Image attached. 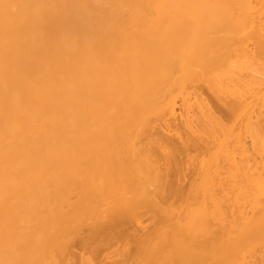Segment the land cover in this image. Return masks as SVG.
Segmentation results:
<instances>
[{"label":"bare ground","instance_id":"1","mask_svg":"<svg viewBox=\"0 0 264 264\" xmlns=\"http://www.w3.org/2000/svg\"><path fill=\"white\" fill-rule=\"evenodd\" d=\"M97 3L0 8V264H264V0Z\"/></svg>","mask_w":264,"mask_h":264},{"label":"rangeland","instance_id":"2","mask_svg":"<svg viewBox=\"0 0 264 264\" xmlns=\"http://www.w3.org/2000/svg\"><path fill=\"white\" fill-rule=\"evenodd\" d=\"M25 1L26 0H1L0 8L9 7V9L14 11V13L13 12L10 13L19 14V15H25V14L27 15L29 13V10L30 13L33 14L34 16H40L43 14V11H41V9L43 8L44 2L46 0H30L31 3L29 5H27ZM51 1L53 3H60L64 5L65 8L70 9L71 11H68L67 12L68 14H74V13L93 14L95 11V7L98 4L97 0H51ZM72 11H77V12H72ZM260 19L264 23V12L262 13ZM202 94L203 97L208 102V104L210 106L213 105L212 109L222 117L223 115L221 114V112L217 111L216 108H214L215 103L212 100V98L209 96V94H207L205 91H203ZM194 111L195 110H192V114H194ZM177 120L178 121L176 122L179 123L178 117ZM245 142L247 143L248 151H250V142H251L250 138H246ZM188 182L189 180L188 178H186L182 183L183 186H187ZM123 224L119 225V227L117 225L114 229L115 231L113 230L112 233L106 235V237H104V240L101 239L100 245L93 251V253L90 254V257L92 258L95 264H131L132 262L131 258L135 252V245L132 242L125 241L121 237L124 234H125L124 236L140 234L142 231L150 229L155 226L154 220L150 217L149 213L147 212L141 215L138 223L134 224L127 222L126 225L125 223ZM82 251L83 249L81 245L78 244V241L69 246V253L73 255L77 256L81 254Z\"/></svg>","mask_w":264,"mask_h":264}]
</instances>
